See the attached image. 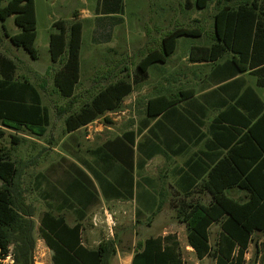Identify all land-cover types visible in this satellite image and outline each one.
I'll return each instance as SVG.
<instances>
[{"label":"trees","instance_id":"obj_1","mask_svg":"<svg viewBox=\"0 0 264 264\" xmlns=\"http://www.w3.org/2000/svg\"><path fill=\"white\" fill-rule=\"evenodd\" d=\"M212 1L196 0L195 5L202 10L208 8ZM231 1L217 0L218 4H224L215 15V43L210 47L192 46L190 59L213 63L229 53L231 58L224 64V79L250 72L256 76L258 86L264 88V1L251 0L236 8L227 4ZM124 10V0H98L95 20L99 26L105 22L119 24L123 22ZM10 17L14 18L20 29L15 35H11L5 25ZM0 20L3 22V35L10 43L23 48L32 59L37 60L35 0H0ZM83 28L82 20L75 13L71 23L64 19L55 21L54 31L50 34L51 60L60 64L54 74V84L61 96L67 99L75 97L81 78ZM201 35L199 29L185 27L166 35L162 39L161 49L150 51L138 63L132 81L120 79L107 85L79 111L68 115L65 121L67 133L77 131L109 112L118 111L134 87L148 80L149 69L153 65L168 62L180 38H198ZM17 68L14 60L0 52V139L6 135L5 128L27 130L42 137L51 124L49 109L43 104L42 95L34 83L29 79H18ZM249 92L254 94L252 89ZM192 94L189 92V97ZM177 104L179 101L165 97L149 99L147 114L155 118ZM156 105H159L157 109ZM216 121L213 126L215 140L227 153L224 156L221 153L218 162L206 165L202 171L207 176L204 185L211 193L212 201L206 205L188 199L192 190L185 192L186 199L174 202L173 207L177 219L187 227L188 243L199 260L209 257L216 264H246L250 244L256 240L258 242L260 236L264 239V102H260L257 96L246 97L245 92L229 104L226 113ZM13 138V143L17 144L18 139ZM110 145L102 146L95 158L114 159L116 156L110 150ZM189 169L192 172L191 163ZM76 170L80 177L86 175L80 168L76 167ZM18 173L9 151L0 146V264H33L34 212H22L15 207L13 194ZM186 173L190 176L188 171ZM130 178L132 180L133 176L130 175ZM199 179L197 176L192 178L189 189ZM79 183L82 184V181ZM232 188L245 191L247 199L229 197L227 190ZM88 193L89 196L94 195L90 190ZM89 200L92 201L91 197ZM213 224H219L222 229L215 247L210 244ZM39 231L53 252L54 264H107L115 252L111 243H101L97 249L85 248L82 245L81 225L71 227L63 216L53 212L47 211L41 215ZM256 247L257 256L262 253L261 259L264 261V252ZM9 258L11 262H7ZM132 264H183V261L178 242L166 236L139 244Z\"/></svg>","mask_w":264,"mask_h":264},{"label":"rangeland","instance_id":"obj_2","mask_svg":"<svg viewBox=\"0 0 264 264\" xmlns=\"http://www.w3.org/2000/svg\"><path fill=\"white\" fill-rule=\"evenodd\" d=\"M195 1L124 0L123 22L116 25L105 22L99 26L95 20L97 0H35L38 32L36 48L39 54L37 60L32 59L23 48L10 43L3 35V22L0 20V52L16 62L18 79H29L39 89L51 119L48 131L42 137L27 130L15 131L5 128L6 135L0 139V146L9 151L19 170L13 194L15 207L22 212H34L33 264L36 262L35 257L37 261L43 260L46 264H53L52 253L39 231L40 217L43 211L48 209L50 202L44 196L46 190L41 186L40 175L48 172L54 179L64 176L63 171L67 168V163L62 158L69 157L68 151L73 150L72 146L85 158L89 149L105 139L135 127L144 113L147 98L157 92H176L179 88L195 85L200 87L204 68L192 65L188 54L194 45L210 46L214 43V17L224 3L218 4L217 0H214L208 8L200 10ZM250 1L233 0L227 4L236 8ZM75 13L79 15L84 26L81 78L75 97L67 99L61 96L54 84V74L60 64L52 62L49 43L50 34L54 31L53 23L59 19L71 23ZM5 25L11 35L20 32L13 17H10ZM180 27L197 28L202 35L199 38H180L176 54L167 64L153 68L149 79L136 86V91L126 98L118 111L106 114L73 135L67 133L65 121L68 115L79 111L107 85L120 79L132 81L138 63L150 51L160 50L162 39ZM248 79L253 85L254 80L250 77ZM13 137L18 139L17 144L13 143ZM58 162L62 163L63 167L59 168L56 164ZM158 165L149 168L147 174L162 179L168 191L152 220L149 222L148 215L139 218L143 222L141 225L134 217L131 203L103 201L91 212L87 221L85 240L88 246L96 247L101 241L111 243L115 252L107 264H128L127 259L135 251L138 242L151 236L174 232L181 244L180 250L185 264H215L210 258L200 261L195 252L188 249L187 230L180 225L171 207L172 190L167 185L170 179L163 178L167 165L164 162ZM51 166L53 169L47 171ZM244 194L232 192L234 197L241 200L245 198ZM65 216L70 223H74L75 216L72 213L67 211ZM219 232L220 225H214L212 242L216 240ZM262 251L264 252V247ZM261 254L257 256V247L253 244L248 251L247 261L254 264L256 258H261ZM11 261L9 258L7 262Z\"/></svg>","mask_w":264,"mask_h":264},{"label":"crops","instance_id":"obj_3","mask_svg":"<svg viewBox=\"0 0 264 264\" xmlns=\"http://www.w3.org/2000/svg\"><path fill=\"white\" fill-rule=\"evenodd\" d=\"M176 51L170 58L176 54ZM190 56L191 49L188 54L190 63L196 67L204 68L205 73L203 74L200 87L195 85L179 88L176 92H172L171 90L157 92L155 95L147 98L144 113L135 127L125 130L114 137L105 139L96 147L89 149L88 156L85 158L81 157L79 151L72 146L74 151H68L69 157L62 158L67 163V168L63 171L64 176L54 179L47 174L48 172L40 175L42 181L41 186L45 187L46 190L44 196L47 200H50L48 209L43 211V213L49 211L55 215L63 216L71 227L80 224L82 245L85 248L97 249L102 243V241L99 242L96 247L88 246L85 240V234L88 231L87 221L91 212L98 208L103 201L118 202L120 204L131 203L133 205L134 217H136L137 223L141 225L143 222L139 218H144L148 215L150 216L149 222L152 220L157 214L160 202L165 198L168 190L162 179H157L147 174V172L149 168L155 165L159 166L158 164L161 162L167 165V169L165 170L166 174H164L163 178L170 179L167 185L172 190L170 198L171 207L175 213L176 210L173 207V203L184 199L185 192H191L193 190L192 195L188 199H193L206 205L212 201V195L204 185L207 176L202 171L206 165H213L214 162H218L221 153H223V156L227 153V150L221 149L215 140V128L213 126L217 122L216 120H219V117L226 113L228 105L234 103L245 92L246 97L251 98L257 96L260 102H264V88L258 86L256 76L250 72H244L233 79L225 80L224 64L231 58V54L229 53L213 63L194 62L190 59ZM157 65L162 64L153 65L149 69V77L150 71L156 68ZM248 77L254 80L253 85L250 83ZM136 86L131 94L136 91ZM251 89L254 91V94L249 92ZM189 92L193 93L191 97L188 95ZM159 97L174 99L179 101V104L165 109L158 117L152 118L147 114L148 101L149 99ZM157 107L159 105H156L155 109ZM94 122L83 128L90 126ZM77 131L71 132L70 134L73 135ZM216 135L219 137V132L216 131ZM107 143L111 144L110 150L116 157L114 159L108 157L105 159H96V152ZM190 163L193 169L192 172L189 169ZM56 164L59 168L63 167L60 162ZM76 167L80 168L87 176L80 177V173L76 170ZM187 171L190 176L187 175ZM130 175L133 176L132 180ZM196 176L200 179L192 189H189L192 178ZM78 181H82V184ZM66 186L68 187L67 193H65ZM89 190L94 194L93 196H89ZM235 191L245 193V198L242 200L247 199L248 194L238 188L227 190L228 196L237 199L232 195V192ZM89 197H91L92 201L89 200ZM67 211L75 216L74 223H70L67 220L65 216V212ZM107 213L109 212L107 211ZM180 225H183L187 230L184 223L180 222ZM214 225L219 224H213L210 228V244L213 247L216 246L222 233L220 226L219 235L212 242L211 236ZM166 236H171L178 242L179 253L181 254L183 264H185L183 253L180 250L181 244L174 232L167 233L163 236H151L144 241L138 242L135 251L128 257L127 263H133L139 244H144L151 238H164ZM253 244L262 248L264 247V239L260 238L258 242L257 240L252 242L250 247ZM47 248L53 256L52 250L48 246ZM188 249L194 251L190 245ZM247 254L248 252L245 257L246 263H248ZM207 258L209 257H205L200 261H204ZM214 262L216 264L215 260Z\"/></svg>","mask_w":264,"mask_h":264},{"label":"flooded vegetation","instance_id":"obj_4","mask_svg":"<svg viewBox=\"0 0 264 264\" xmlns=\"http://www.w3.org/2000/svg\"><path fill=\"white\" fill-rule=\"evenodd\" d=\"M262 249V248H261ZM246 264H250L249 262ZM254 264H264V261L260 258L259 260L256 258L255 263Z\"/></svg>","mask_w":264,"mask_h":264},{"label":"built area","instance_id":"obj_5","mask_svg":"<svg viewBox=\"0 0 264 264\" xmlns=\"http://www.w3.org/2000/svg\"><path fill=\"white\" fill-rule=\"evenodd\" d=\"M42 256H44V255H42ZM35 260H36V262H34V264H46L43 260L37 261V257H35Z\"/></svg>","mask_w":264,"mask_h":264}]
</instances>
